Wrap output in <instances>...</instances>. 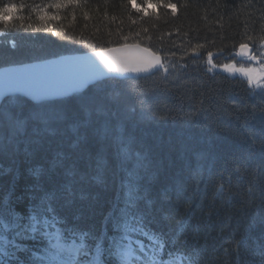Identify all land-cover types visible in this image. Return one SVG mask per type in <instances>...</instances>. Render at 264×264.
Listing matches in <instances>:
<instances>
[{
	"label": "trees",
	"instance_id": "16d2710c",
	"mask_svg": "<svg viewBox=\"0 0 264 264\" xmlns=\"http://www.w3.org/2000/svg\"><path fill=\"white\" fill-rule=\"evenodd\" d=\"M55 3L67 4V0H0V7L14 5L17 9L6 18L7 25L0 20L4 29L0 32V67L136 43L162 59L175 53L170 61L177 71L167 77L161 71L118 79L114 87L105 88V93H121L119 105L113 107H118L139 145L151 152L159 167L157 187L184 188L178 203H165L169 219L158 227L177 231L184 246H206L204 256L209 264L213 260L215 264H235V250L241 253L240 264H260L259 248L264 245V223L260 222L264 197L259 191L264 188V168L260 167L264 163V100L255 95L260 88L240 77L210 71L207 60L210 53L221 52L213 59L217 64L248 65L227 58L241 42L248 43L253 54L264 57L260 41L264 37V0H80L75 7H49ZM162 3L175 5V13ZM247 36L253 40L248 41ZM197 44L202 45L195 52L200 57L190 51ZM181 64L187 67L182 69ZM96 85L40 103L19 95L8 98L13 105L19 97L27 105L54 102L71 111L81 95L96 91ZM0 115L5 125L0 149L7 151L0 168L7 170L11 165L19 172L14 181L12 173L5 171L0 184L7 187L15 182L16 194L23 195L26 185L37 177L29 175L22 155L13 160L16 142L9 135L11 112L5 110ZM31 128L29 125V131ZM237 164L243 176L239 183L234 171ZM255 177H259V188L250 201L247 189ZM221 184L224 190L218 193ZM97 195L99 204L88 222L99 229L106 201L114 198L115 189H92L91 196ZM172 199L176 200L175 191ZM90 202L82 205L86 214ZM18 210H27L26 199ZM247 217H254L255 223L248 226ZM241 240L243 244L238 243ZM182 264H187L186 257Z\"/></svg>",
	"mask_w": 264,
	"mask_h": 264
},
{
	"label": "snow or ice",
	"instance_id": "6c2138e0",
	"mask_svg": "<svg viewBox=\"0 0 264 264\" xmlns=\"http://www.w3.org/2000/svg\"><path fill=\"white\" fill-rule=\"evenodd\" d=\"M79 4L80 0H67V4L55 3L49 7L59 9ZM161 6L171 8L173 13L176 11V6L171 3ZM15 10L14 5L0 7V20L7 25L6 18ZM3 31L0 28V32ZM246 38L253 40L251 36ZM260 41L264 43V37H260ZM12 46L15 47V41ZM201 47L194 45L190 51L198 52ZM117 51L121 49L94 51L99 63L87 54L72 58L91 62V71L79 77L75 85L84 87L95 75L103 76V68L115 73L148 72L149 75L162 71L165 77L177 71V65L170 61V56L175 53L165 54L162 59L143 49L151 57L149 59L112 55ZM237 54L252 61L260 59L244 42L239 43ZM186 67L180 65L182 69ZM221 67L228 69L230 66L224 64ZM149 69L153 71L149 72ZM117 83V77L97 82L96 91L81 95L71 111L54 102L27 105L19 97L14 105L7 96L5 102L0 103V114L5 110L11 112L9 135L16 142L12 158L15 160L22 155L28 162L29 175L37 177L26 185L23 195L16 194L15 182L7 187L0 184V264H178V261L182 264L185 257L187 264H209L204 256L206 246H184L177 238V231L158 227L162 220L169 219L165 203H178L184 188L157 187L159 167L151 152L139 145L128 130L127 121L121 118L118 107H113L119 105L121 93H105L106 87H114ZM248 83L260 88L255 95L264 100V78L253 79L249 75ZM67 91L70 89L37 87L30 78L22 75L5 74L0 80V95L23 92L28 97L42 100L45 96L64 95ZM29 125H32L31 131ZM4 126L0 115V132L4 131ZM6 155L7 151L0 149V162ZM260 167L264 168V163ZM5 171L12 173L14 181L19 175L18 169L11 165L7 170L0 168V176ZM234 171L237 182H241V166L237 164ZM228 183L231 185V179ZM251 183L247 189L250 201L259 188V177ZM97 187L115 189L114 198L106 201L107 210L99 229L88 222L94 218L95 207L99 204V196H91V190ZM223 190L221 184L217 192ZM259 191L264 197V188ZM25 199L27 210L19 211L18 205ZM86 200L91 201L89 214L82 207ZM260 222L264 223V217ZM254 223V217H247L248 226ZM233 254L235 264H240L241 253L235 250ZM259 254L260 264H264V245L260 246Z\"/></svg>",
	"mask_w": 264,
	"mask_h": 264
},
{
	"label": "water",
	"instance_id": "95a60500",
	"mask_svg": "<svg viewBox=\"0 0 264 264\" xmlns=\"http://www.w3.org/2000/svg\"><path fill=\"white\" fill-rule=\"evenodd\" d=\"M127 45L126 48H122V46ZM121 46L110 47L112 49H121V51H117L113 53L114 56H144L147 58H151L148 53L143 52V49H148L151 54L160 56L159 54L153 52L151 49L142 46L140 44H124ZM109 49V48H106ZM251 52L253 53V48L250 46ZM99 51V50H96ZM94 51L85 52V53H76V54H66L53 58H48L44 60H37L27 63L21 64H13L4 67H0V80H3L5 74L11 75H22L31 79V81L37 86L41 88H48L52 90L68 88L70 91H67L64 95H51L45 96L42 100H36L31 97L26 96L23 92L16 93H5L0 95V103L3 102L5 96L10 97L13 95H19L27 100L40 103L44 101L56 100L69 97L73 94L80 93L87 89L89 86L102 81L104 79H109L111 77H117V79L123 78H136V77H145L148 76V72H110L107 68H103L104 75L101 76L99 74L95 75L92 79L88 81V83L84 87H77L75 85V81L83 76L85 73L91 71V62L89 61H77L72 58L74 57H83L85 54L89 56H93V59L99 63V57H95L93 55ZM238 48L233 51L227 58H236L237 60H245L247 56L238 55ZM221 52H213L208 55L209 58L215 59L221 56ZM193 56L200 57L199 53H194ZM161 57V56H160ZM153 69H149V72H152Z\"/></svg>",
	"mask_w": 264,
	"mask_h": 264
},
{
	"label": "rangeland",
	"instance_id": "374dc122",
	"mask_svg": "<svg viewBox=\"0 0 264 264\" xmlns=\"http://www.w3.org/2000/svg\"><path fill=\"white\" fill-rule=\"evenodd\" d=\"M262 54H264V50H262ZM247 61L248 65H237L234 62H227L222 64H217L213 61L212 58H209L207 60L208 69L212 72H222L225 74H228L230 76H237L242 79H244L248 83L249 75L253 79H256L257 77L264 78V57H260V59L256 61H252L249 58L245 59ZM244 61V62H245ZM228 64L230 67L228 69H225L221 67V65ZM243 69L244 71H241ZM248 85L252 87H257L255 84H249Z\"/></svg>",
	"mask_w": 264,
	"mask_h": 264
}]
</instances>
